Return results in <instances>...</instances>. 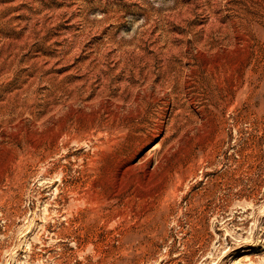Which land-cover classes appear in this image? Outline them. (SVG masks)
Returning <instances> with one entry per match:
<instances>
[{"label":"rangeland","instance_id":"obj_1","mask_svg":"<svg viewBox=\"0 0 264 264\" xmlns=\"http://www.w3.org/2000/svg\"><path fill=\"white\" fill-rule=\"evenodd\" d=\"M0 264H264V0H0Z\"/></svg>","mask_w":264,"mask_h":264},{"label":"bare ground","instance_id":"obj_2","mask_svg":"<svg viewBox=\"0 0 264 264\" xmlns=\"http://www.w3.org/2000/svg\"><path fill=\"white\" fill-rule=\"evenodd\" d=\"M160 146V144H158L156 147H159Z\"/></svg>","mask_w":264,"mask_h":264}]
</instances>
